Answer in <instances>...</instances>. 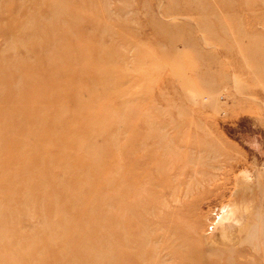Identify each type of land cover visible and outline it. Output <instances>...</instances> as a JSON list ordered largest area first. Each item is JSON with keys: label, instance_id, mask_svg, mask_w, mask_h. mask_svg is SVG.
Segmentation results:
<instances>
[{"label": "rangeland", "instance_id": "obj_1", "mask_svg": "<svg viewBox=\"0 0 264 264\" xmlns=\"http://www.w3.org/2000/svg\"><path fill=\"white\" fill-rule=\"evenodd\" d=\"M0 264H264V0H0Z\"/></svg>", "mask_w": 264, "mask_h": 264}, {"label": "bare ground", "instance_id": "obj_2", "mask_svg": "<svg viewBox=\"0 0 264 264\" xmlns=\"http://www.w3.org/2000/svg\"><path fill=\"white\" fill-rule=\"evenodd\" d=\"M78 202H79V201H78ZM80 202H81V201H80ZM80 202H79V203H80ZM232 206H234V205H232ZM228 207H229V205H228ZM231 209H232V208H231ZM233 209H235V207H234ZM229 210H230V209H229ZM232 211L234 212V210H232ZM235 211H236V210H235ZM229 212H231V211H229ZM229 212H226V213H228V215H225V216H226V219L228 218L227 216H229ZM221 216H222V215H221ZM229 218H231V216H229ZM226 219H225V220H226ZM218 220L221 221L222 219L220 218V219H218ZM228 220H229V219H228ZM240 220H241V219H240ZM220 221H219V222H220ZM233 221H234V219H233ZM237 221H239V218H238ZM219 222H218V224H219ZM221 222H222V221H221ZM221 222H220V223H221ZM224 222H225V221H224ZM227 223H228V222H227ZM234 223H235V222H234ZM236 224H237V223H236ZM221 225H222V224H221ZM239 225H240V224H239ZM227 227L232 229V228H233V224H228V226H226V225L224 226V225H223V227L221 228V230H222L221 232H223V234H226V233H227ZM248 232H249V231H248ZM248 232H247V234H248V238H249V237L252 236V234H251V236H249L250 233H248ZM230 235H231V233H230ZM227 236H229V235H227ZM227 236H226V237H227ZM249 239H250V238H249ZM45 250H46V249H45Z\"/></svg>", "mask_w": 264, "mask_h": 264}]
</instances>
